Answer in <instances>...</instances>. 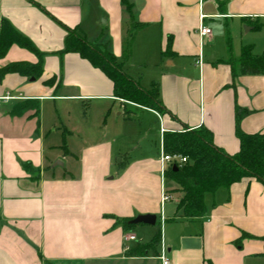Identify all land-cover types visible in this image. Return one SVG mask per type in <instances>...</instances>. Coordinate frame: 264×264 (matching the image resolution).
I'll return each mask as SVG.
<instances>
[{
    "label": "crops",
    "instance_id": "0c3cea01",
    "mask_svg": "<svg viewBox=\"0 0 264 264\" xmlns=\"http://www.w3.org/2000/svg\"><path fill=\"white\" fill-rule=\"evenodd\" d=\"M126 2L140 27L122 61L132 29L121 0H0V30L7 20L43 53L40 77L8 73L0 82V264H162V248L169 264H264V183L243 178L205 193L201 216H177V185L161 175L152 142L158 136L160 151L164 132L204 126L233 154L236 108L242 131L264 133V73H242L238 63L246 45L264 53V0ZM200 23L210 29L204 37ZM72 28L111 52L134 80L137 73L138 83L144 76L129 67L152 69L147 81L157 80L169 113L115 97L103 71L61 52ZM168 37L172 54L162 57ZM37 59L12 44L0 66ZM7 93L16 97L3 99ZM24 100L37 101V112L12 115ZM130 114L141 123V145L108 130L109 121L131 122ZM121 155L126 160L116 166ZM163 190L170 196L165 207ZM146 213L155 223L132 230L115 219ZM158 231L159 242L145 254L126 253ZM242 232L249 236L238 243Z\"/></svg>",
    "mask_w": 264,
    "mask_h": 264
},
{
    "label": "trees",
    "instance_id": "16d2710c",
    "mask_svg": "<svg viewBox=\"0 0 264 264\" xmlns=\"http://www.w3.org/2000/svg\"><path fill=\"white\" fill-rule=\"evenodd\" d=\"M131 20L130 37L132 42L135 30L140 27L133 20L131 4L121 0ZM126 43L124 56L130 55V44ZM17 44L34 52L38 59L36 62L15 61L0 66V82L8 73H18L28 78H38L42 74L41 58L43 53L38 51L33 43L24 35L20 34L7 21H3L0 30V58L7 49ZM129 46V47H127ZM61 52H76L93 66L98 67L113 83L115 97L147 107L158 113H169L159 97V83L151 81L148 87H142L129 74L123 71L121 63L114 55L97 42H89L78 32V28L67 29L64 39V48ZM172 54L171 37H168L166 47L161 51V56ZM242 73H264V53L252 54L251 47L246 45L242 48L241 57L238 60ZM53 83V78L46 81ZM28 109L38 110L35 100L20 101L12 107V115H20ZM241 117L239 108H236L235 134L239 141L238 150L229 154L212 141L210 129L204 126L181 131H166L162 135V149L170 155L176 154L185 157L184 162H172L166 165L164 177L173 181L179 193L176 201L177 216L193 219L201 216L205 211L204 194L213 192L220 187H228L232 183L243 178L256 179L264 183V133H246L239 128L238 122ZM25 170L33 171L27 162L22 164ZM175 165V167H173ZM124 230H132L135 223L132 218H115ZM249 236L242 232L239 241ZM264 240V237L262 238ZM160 240L158 231L152 239L144 244H138L130 248L128 255H143ZM262 255L264 256V245Z\"/></svg>",
    "mask_w": 264,
    "mask_h": 264
},
{
    "label": "rangeland",
    "instance_id": "374dc122",
    "mask_svg": "<svg viewBox=\"0 0 264 264\" xmlns=\"http://www.w3.org/2000/svg\"><path fill=\"white\" fill-rule=\"evenodd\" d=\"M129 34H130V32H129ZM131 35H128L127 36V39L125 40V42H124V47H123V50L125 51V49H126V43L129 41V38H131L130 37ZM128 44H130V48H129V50H130V52H131V45H132V42H128ZM127 47H129V46H127ZM260 54H262V53H260ZM260 54H258V55H260ZM126 59V57L125 56H123V58L121 59L122 61L123 60H125ZM170 60V59H169ZM167 62V60H165V62L164 63H166ZM130 64V63H129ZM129 68H131V73L130 74H132V72L134 71H138L139 73V76H144L143 78L141 77V80H140V82H139V84L141 85V86H143V87H147L148 86V84H149V81H147L148 79V77L150 76V72L152 71V69H150L149 67H146V71L144 70V69H142V68H139L138 66H134V67H129ZM123 71H125L124 69H123ZM128 72H130V71H128ZM133 75H134V73H133ZM131 76V75H130ZM134 76H136V79L135 80H138L137 78H138V76H137V73H136V75H134ZM153 80L154 81H157L156 79H154V77H153ZM128 117H130V121L131 122H127V123H119V122H115V121H109V123H108V130H111V128H112V130H113V132L114 133H118V132H120V131H122V132H125L126 133V136H124L122 139H121V142L122 143H127V145H129V146H131L132 145V142L133 141H135V143H139V141H140V145H141V141L143 142V137H141V129L139 128V125L138 124H141V123H139L138 122V120L137 119H135V117H136V115H129ZM99 124H100V122H99ZM102 124V123H101ZM131 128V129H130ZM138 128V129H137ZM129 130H131L130 132L131 133H133V134H131V136L129 135V137H127V133H128V131ZM154 137H152L153 139H152V142H153V145H154V150H155V152H160L159 151V146H158V142H159V138H158V136H155V135H153ZM134 143V146L136 145L137 146V144H135ZM71 148V150H74V148L73 147H70ZM130 149H131V147H129ZM129 149V150H130ZM131 150H133L132 151V153L130 152V155H134V154H136V153H138V152H140L141 151V146H139L138 148H135V149H131ZM128 154L129 153H127V156H128ZM126 156V157H127ZM126 157H123L122 155L120 156V158L118 157V159L116 160V166H119V164H121L122 162H124L125 160H126ZM167 165V164H166ZM163 175H164V173H163ZM165 185H167L168 186V184H167V182L165 183ZM169 196V195H168ZM170 197V196H169ZM165 206H167V201L165 202V204H164V207ZM163 207V208H164ZM162 208V209H163ZM165 211V210H164ZM165 213V212H164ZM159 220H160V218L158 217V220H157V223L154 225V227H156L157 229H159L160 228V224H159ZM155 228V229H156ZM135 233L137 234V236L138 237H141V232H140V230L138 229V228H136V230H135ZM144 235H146V237H148L149 236V234L148 233H145ZM138 240V239H137Z\"/></svg>",
    "mask_w": 264,
    "mask_h": 264
},
{
    "label": "built area",
    "instance_id": "2783aa9c",
    "mask_svg": "<svg viewBox=\"0 0 264 264\" xmlns=\"http://www.w3.org/2000/svg\"><path fill=\"white\" fill-rule=\"evenodd\" d=\"M198 33H199V35L201 37H204V36H206V35H208L210 33V29L200 23L199 26H198ZM13 97H16V96H12V95H9L7 93L2 98L3 99H9V98H13ZM184 161H185V157H181L180 155H176V154L170 155L168 153H165L163 151V149L161 148L160 152H159V162H160L161 175L163 176L164 169L166 168V164H169V163H172V162H184ZM168 199H169V196L163 190L162 193H161V201L164 202V201H166ZM160 219H161L160 221L163 222V217L162 216H161ZM125 237L127 239H133L134 238V236L132 234H129V233L126 234ZM160 258H161L162 264H169L168 259L165 257L163 248H162L161 253H160Z\"/></svg>",
    "mask_w": 264,
    "mask_h": 264
},
{
    "label": "water",
    "instance_id": "95a60500",
    "mask_svg": "<svg viewBox=\"0 0 264 264\" xmlns=\"http://www.w3.org/2000/svg\"><path fill=\"white\" fill-rule=\"evenodd\" d=\"M34 78H31V80H33ZM173 167H175V165H173ZM156 220V215L155 214H138L136 215L134 218H132L130 220L131 223H146V224H151L153 225L155 223Z\"/></svg>",
    "mask_w": 264,
    "mask_h": 264
}]
</instances>
